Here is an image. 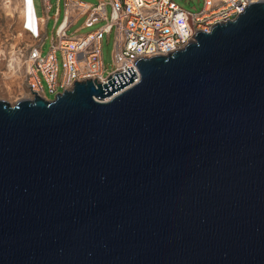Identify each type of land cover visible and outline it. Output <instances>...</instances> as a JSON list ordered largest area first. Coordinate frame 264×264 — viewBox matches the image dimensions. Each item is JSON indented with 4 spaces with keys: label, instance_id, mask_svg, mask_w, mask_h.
I'll list each match as a JSON object with an SVG mask.
<instances>
[{
    "label": "water",
    "instance_id": "water-1",
    "mask_svg": "<svg viewBox=\"0 0 264 264\" xmlns=\"http://www.w3.org/2000/svg\"><path fill=\"white\" fill-rule=\"evenodd\" d=\"M136 66L0 100V264H264V2Z\"/></svg>",
    "mask_w": 264,
    "mask_h": 264
},
{
    "label": "built area",
    "instance_id": "built-area-1",
    "mask_svg": "<svg viewBox=\"0 0 264 264\" xmlns=\"http://www.w3.org/2000/svg\"><path fill=\"white\" fill-rule=\"evenodd\" d=\"M42 2L46 13H50L52 6L49 0ZM260 2L264 0H204L202 11L195 14L183 10L172 0H99L97 5L64 0L63 21L48 56L42 55L47 21L42 20V26L38 25L39 22L34 24L35 27L25 25V30L36 41L27 49L24 63L29 91L26 99L37 95L51 101L43 80L48 85L49 94L56 97L71 91L76 83L97 80L104 86L116 75L125 74L132 68L135 82L124 91L140 81L136 66L140 60L169 56L183 50L196 41L199 33H210L218 25L235 21L250 5ZM81 18H85L83 28L105 24L87 35L69 36L68 31ZM113 31L116 33L114 69L107 74L103 65L102 43L105 34ZM58 52L63 61L61 78Z\"/></svg>",
    "mask_w": 264,
    "mask_h": 264
},
{
    "label": "rangeland",
    "instance_id": "rangeland-1",
    "mask_svg": "<svg viewBox=\"0 0 264 264\" xmlns=\"http://www.w3.org/2000/svg\"><path fill=\"white\" fill-rule=\"evenodd\" d=\"M26 0H0V100L6 101L11 105H15L21 100H25L28 95L27 80L25 75V58L27 49L36 44V41L24 29L26 17L22 15L26 8ZM91 5H97L99 0H79ZM183 10L191 13H199L204 7V0H172ZM37 2V0H36ZM52 9L48 14L46 23V38L42 55L48 56L52 49L53 38L61 25L64 17V0H50ZM43 4V2H42ZM60 17L57 20V12ZM35 16L29 15V23L34 25ZM38 23V22H37ZM85 18H81L68 31L69 36H84L100 29L105 22L97 24L91 28H83ZM40 25V24H38ZM116 33L105 34L102 51L103 65L107 71L112 72L114 69V49H115ZM13 56V58H12ZM60 78L63 74L62 56L57 53ZM11 65H13L11 67ZM106 74V75H107ZM43 86L48 93L49 99L53 100L54 96L49 94L47 83L43 80Z\"/></svg>",
    "mask_w": 264,
    "mask_h": 264
},
{
    "label": "crops",
    "instance_id": "crops-1",
    "mask_svg": "<svg viewBox=\"0 0 264 264\" xmlns=\"http://www.w3.org/2000/svg\"><path fill=\"white\" fill-rule=\"evenodd\" d=\"M30 1H29V4H31L33 6L34 11H35L34 12V16H35L34 24L36 22H39L40 26H42L43 24L41 23V21L42 20L48 21V14H49V13H46L45 8L42 5V1L43 0H37V2H36V0H30ZM49 2H50V0H49ZM64 11H65V7H64ZM57 16L60 17V12L59 11L57 12ZM26 24L29 25L30 27H35V25H33V26L30 25V23H29V16H26L25 25ZM24 29H25V26H24Z\"/></svg>",
    "mask_w": 264,
    "mask_h": 264
},
{
    "label": "bare ground",
    "instance_id": "bare-ground-1",
    "mask_svg": "<svg viewBox=\"0 0 264 264\" xmlns=\"http://www.w3.org/2000/svg\"><path fill=\"white\" fill-rule=\"evenodd\" d=\"M29 1L30 0H26L25 1V3H26V8L23 10V13H22V15H24L25 17L26 16H29V15H33L34 14V8H33V6L31 5V4H29ZM31 2V1H30ZM12 58H13V56H12ZM13 65H11V67H12ZM14 67V66H13ZM12 67V68H13ZM107 100L109 99V98H106Z\"/></svg>",
    "mask_w": 264,
    "mask_h": 264
}]
</instances>
